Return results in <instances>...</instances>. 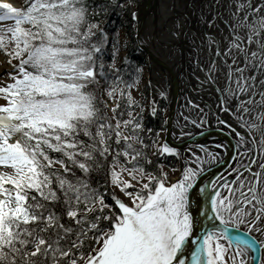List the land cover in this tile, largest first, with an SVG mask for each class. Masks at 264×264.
<instances>
[{
  "label": "snow or ice",
  "instance_id": "6c2138e0",
  "mask_svg": "<svg viewBox=\"0 0 264 264\" xmlns=\"http://www.w3.org/2000/svg\"><path fill=\"white\" fill-rule=\"evenodd\" d=\"M162 3L145 42L171 62L186 49L193 91L216 98L187 100L186 154L146 124L144 67L108 28L136 0H0V264H250L255 240L232 233L264 237V0ZM213 121L235 144L194 151L188 125Z\"/></svg>",
  "mask_w": 264,
  "mask_h": 264
},
{
  "label": "bare ground",
  "instance_id": "6f19581e",
  "mask_svg": "<svg viewBox=\"0 0 264 264\" xmlns=\"http://www.w3.org/2000/svg\"><path fill=\"white\" fill-rule=\"evenodd\" d=\"M147 1L142 4V6L136 10L138 14L137 23L140 26V34L138 36L139 43L143 45L148 52L149 60V72L146 78V82L149 78L152 80V85L150 87V93H152L153 100H158L159 92L163 89L166 93V99L164 100L169 104L167 111L168 119V131H167V142L171 143V146H177L182 150V154L187 153V148L183 141L189 139V137L184 136L181 138L180 129L183 125V119L181 114H189L190 110L186 107L187 100L191 98L193 101L203 105L214 106L215 104V95H210L207 91L197 94L196 91H193L192 86L196 84L195 79L191 76V64L188 60L187 50L185 49L184 53L179 51L176 54V59L174 62H171L167 59L168 53L163 50L156 41L145 42V37L148 34L150 25L155 21L157 28L159 27L160 12L163 7L162 0H143ZM169 5H174L176 13L184 11V0H168ZM14 4V3H13ZM16 5V4H15ZM17 6V5H16ZM3 64V63H2ZM1 64V65H2ZM3 69L0 68V71ZM194 115V113H192ZM187 130H192L194 136L191 138L194 140L193 150L199 152V145H214L215 143H223L226 146L229 141H232L235 144V141L231 136L228 135L227 131H220L216 128L215 121H213L212 128L208 129L207 125L205 126V135L200 134L199 129H194L191 124L188 125ZM213 151L221 152V149L212 148ZM234 152V150H233ZM224 160H227V166H231L233 161L228 158V154L224 153ZM179 167V163H178ZM226 171V168L221 169L219 166H215L205 174L203 183L201 187L208 184V180L212 178L213 173L220 175L222 172ZM179 176V173L176 172L171 176V181L175 182ZM210 187V185H209ZM197 199H201L200 194L197 193L192 198V203L190 210L195 216L197 221V226L200 231L203 232L206 228L210 229L213 225V221H209L206 218H202L197 214V209L200 208L203 210V202L200 205L196 203ZM252 240H255L257 246L260 247L261 240H264V237L256 238L255 235L250 237ZM247 237L243 235L233 236V241L240 240L242 243L247 241ZM250 249L249 255L246 259L253 264V259L255 256L254 246L252 243L247 245Z\"/></svg>",
  "mask_w": 264,
  "mask_h": 264
},
{
  "label": "rangeland",
  "instance_id": "374dc122",
  "mask_svg": "<svg viewBox=\"0 0 264 264\" xmlns=\"http://www.w3.org/2000/svg\"><path fill=\"white\" fill-rule=\"evenodd\" d=\"M9 2H12L14 4H16L17 6H20L22 5L23 3H25V0H9ZM143 4V0H139L138 4H135V7L131 10H129V14H130V17H131V11H136L138 10ZM136 26V21H132L131 20V33H129L127 31V28L123 27V26H120V29L118 30L119 32V42L121 45L123 44H127V43H131V41L133 40V43L137 49V45H136V42H135V39H134V35H135V28ZM139 50V49H138ZM140 52V51H139ZM142 55H143V59L145 60V64H144V83L141 84V93H143V95H141L140 93H134L137 97L138 100L142 101L143 104L145 105V111L144 113L146 114H150L151 113V107H152V101H153V98H152V93H150V87L147 86V82H146V78H147V75H148V60H147V56L145 53H142L140 52ZM127 54V50H126V53L124 51L121 52V56L123 57L124 55ZM3 63V60L2 58H0V65ZM162 100H160V97L158 98V100H156L157 102V106L159 107L160 103ZM0 103H2V101H0ZM162 103H164L165 107H166V111H165V118H164V125L166 123V118H167V111H168V103H166L164 100L162 101ZM166 127V125H165ZM164 132L165 130L160 133V136H159V142L161 145H163V141H164ZM176 167H178V162L176 161V164H175ZM166 171H168L169 173V179L171 178L172 175H174L176 172H173L172 171V168H165ZM5 171L4 169H0V172H3ZM171 180V179H170ZM262 260H264V252H263V255H262Z\"/></svg>",
  "mask_w": 264,
  "mask_h": 264
},
{
  "label": "trees",
  "instance_id": "16d2710c",
  "mask_svg": "<svg viewBox=\"0 0 264 264\" xmlns=\"http://www.w3.org/2000/svg\"><path fill=\"white\" fill-rule=\"evenodd\" d=\"M139 0H136V4H138ZM120 26L127 28V31L131 33V17L129 12L127 13H120L119 15L113 14L108 17V28L110 31H118ZM127 57L129 61L133 64H140L144 66L145 60L143 59V55L136 49L133 40L131 43H127ZM160 105L158 107L157 115L155 118L151 116V114L144 113V119L146 124L153 128L155 131L162 133L165 129L164 125V118H165V111L166 107L164 103L159 102ZM145 107V105H144ZM159 140V137H158ZM176 160L174 158H169V165L167 168H172L171 166H175ZM58 167V166H57Z\"/></svg>",
  "mask_w": 264,
  "mask_h": 264
},
{
  "label": "water",
  "instance_id": "95a60500",
  "mask_svg": "<svg viewBox=\"0 0 264 264\" xmlns=\"http://www.w3.org/2000/svg\"><path fill=\"white\" fill-rule=\"evenodd\" d=\"M147 2V1H146ZM145 1H143V5H144V3H146ZM135 28H136V30H135V35H134V39H135V42H136V45H137V49H139V51L140 52H142V53H145L146 54V56H147V60H148V52H147V49H145L144 47H143V45H141L140 43H139V38H138V36H139V34H140V26H139V24L137 23V21H136V26H135ZM148 70H149V60H148ZM168 107H169V104H168ZM168 118V117H167ZM166 118V123H165V125H166V127H165V132H164V136H165V138H164V141L163 142H167V136H166V134H167V131H168V119ZM169 145L171 144V143H169V142H167ZM171 146V145H170ZM238 235H243L242 233L241 234H237V233H232V236H238ZM248 239H247V241H252V239L250 238V237H247ZM253 246H254V252H255V256H254V259H253V264H261V260H262V255H263V252H261L260 251V247L259 246H257V244H256V242H255V244H253Z\"/></svg>",
  "mask_w": 264,
  "mask_h": 264
}]
</instances>
